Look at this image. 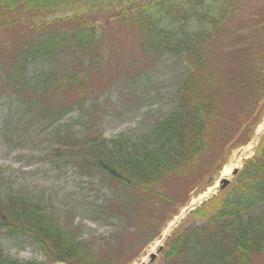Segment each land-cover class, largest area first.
<instances>
[{"label": "trees", "instance_id": "trees-1", "mask_svg": "<svg viewBox=\"0 0 264 264\" xmlns=\"http://www.w3.org/2000/svg\"><path fill=\"white\" fill-rule=\"evenodd\" d=\"M236 2L0 0V26L11 24L19 13L26 14V19L37 16L43 21L85 20L90 9H114L112 22L121 19L123 24L138 28L154 67H170L172 60L186 65L182 71L174 68L179 74L174 105L162 118L139 135L121 133L106 138L103 134L75 133L74 113L78 127L81 121L79 132L92 130L90 120L84 125L77 117L87 118L88 109H83L88 101L69 105L59 101L76 87L82 90L91 74L84 69L83 55L80 62L84 70L72 73L60 63V56L66 48L87 53L92 56L90 60L101 58L102 54L94 55V51L106 38L97 28L89 24L41 44L30 43L6 63L0 62V108L4 111L0 140L11 152L32 163L35 156L38 162L49 161L56 166L54 160H62V166H58L61 171L71 166L92 187L87 194L91 200L81 192L75 203L57 208L46 193L33 192L24 183L14 188L0 179V238L29 241L49 262L63 264H128L122 258L134 243L146 235L145 244L155 239L165 219L162 205L174 203L161 193L163 187L167 190L170 186L167 180L182 177L192 186L204 175L197 168L210 147L211 129L218 124L217 111L227 104L228 114L235 112L221 119L225 141L229 142L258 104V100L250 101L242 107L240 102L246 97L260 98L264 92V63L262 58L253 60L247 46L239 50L244 56L242 63L248 65L239 76L252 77V82L242 80L244 84L232 87L231 78H219L218 83V74L209 69L210 45ZM232 94L238 98H232ZM50 98L54 101L49 102ZM95 104L89 103V109ZM232 104L242 109L235 111ZM28 137H32V147L24 154L19 148L25 147ZM44 143L46 148L38 150ZM226 191L220 209L207 223L194 224L169 239L165 264H253L256 256L264 254V137L255 156ZM143 193L154 198L143 202ZM145 203L150 207V218L144 215L139 222ZM77 206L82 207L83 218L105 225L108 232L85 234L82 220L75 222ZM0 264L39 263L11 258L0 240Z\"/></svg>", "mask_w": 264, "mask_h": 264}, {"label": "rangeland", "instance_id": "rangeland-1", "mask_svg": "<svg viewBox=\"0 0 264 264\" xmlns=\"http://www.w3.org/2000/svg\"><path fill=\"white\" fill-rule=\"evenodd\" d=\"M112 14L116 16L114 9L106 12L101 7H97L88 10L85 20L56 19L43 21L45 19L37 16H28L26 19V14L19 13L16 14V18L11 24L0 26V62L3 63L14 56L13 54L16 56L30 43L41 44L42 41L64 35L69 30L86 28L90 24L103 33L106 40L105 42L103 40L101 46L94 51V55L102 54V57L96 61L90 60L92 56L87 53H82L79 50L74 53V50L66 48L63 56L59 58H62L60 63L68 66L71 73L84 69L91 71L85 85L82 86V90L79 91L80 88L76 87L71 91L70 96L62 97L59 100L66 105L88 101L87 107L83 109L85 111L88 109L87 118L82 115L77 117L81 118L80 120L84 125L87 120L91 121L92 130L88 131L89 133H86L85 129L83 132H79L78 130L82 128L81 121L78 127L77 120H75L76 113L71 116L74 117L72 124L78 136L80 134L93 136L103 134L106 138H111L121 133L139 135L146 131L151 123L162 118L174 105L175 91L179 80V74L174 68L182 71L186 66L182 65L181 62L176 64L172 60L169 63L170 67H166L165 64L154 67L152 60L142 46L140 39L142 35L138 28L123 24L121 19L116 20L118 22H112L113 19L110 18ZM114 23L119 24L115 25ZM262 24H264V0H237L235 6L229 9L228 16L222 21L214 42L210 45L211 49L207 58L209 69L218 74V83L219 78L222 81L231 78L230 85L232 87L236 84L238 86L244 82H252V77L241 79L239 76L240 71L248 66L242 63L244 56L239 50L241 47H249L248 51L251 52L253 60L262 58L261 63H264V25L262 26ZM245 32L247 34L243 37ZM80 55L85 57V68L80 62ZM93 58L98 57L93 56ZM137 74H140L139 78H133ZM112 82H114L113 85ZM79 97H84V99H78ZM232 98H238L237 94H232ZM52 100L50 98L49 102ZM257 100L258 104L255 111L251 116H248L246 123L229 142L225 141V131H223L224 126L221 125V119L235 112L228 114L230 106L227 104L224 105L223 110L217 111L218 124L211 129L210 147L201 157L197 168L198 173L202 174L204 171V175L192 186H189L188 182L185 183L187 180L182 177L175 176L167 180L170 186L168 184L167 190L163 187L161 193L173 199L174 203L162 205L164 210L162 216H165V219L159 235L147 244L144 243L143 239L148 238V235L141 237L131 249L127 250L122 261H128V264H140L151 253L155 244L162 237L163 231L176 218H180V220L171 233L172 237L194 224L203 225L207 223L208 218L220 209L229 189L214 195L213 199L209 201H201L199 205L194 206L182 216L184 209L190 206L192 200L198 199L215 185L220 187V181L224 178L225 167L232 165L233 161L242 156L256 138L257 130L264 125V92L260 98L257 96L246 97L240 102L242 107H247L248 102ZM91 102L96 104L89 109L88 104ZM235 104L231 105V109L235 111L242 109ZM3 115L4 111L0 108V123ZM31 139L32 137H28L25 147L19 148L24 154L30 152ZM258 146L259 144L253 154L248 156L238 167V175L233 177L231 173L228 177L231 179V188L246 164L255 156ZM41 148H46V143L41 145L38 150ZM36 159L35 156L33 163L27 161L26 158L16 154V151L11 152V149L4 145L3 140H0V175L2 174L1 176L4 175L6 178L1 177L0 179L6 184L10 182L14 188H20L21 183H24L27 189L29 188L33 192L46 193L57 208H65L69 206L67 204L75 203L74 200L82 194L81 192H84L86 199L91 200L89 198L91 195L87 194L90 193L89 190L92 187L87 185V179L77 176L76 171L71 166L68 165L61 171L58 166H62V160H54L56 166L51 165L49 161L38 162ZM11 176L12 179H7ZM184 184L187 189H184ZM0 186L2 185L0 184ZM159 190L156 191V194H159ZM147 198L154 197L143 193V202ZM143 205L139 222L143 221L144 215L147 220L150 218V207L147 206V203ZM79 206L76 207L78 215L75 222L82 220L86 226L85 234L91 232L102 235L108 232L109 228L105 225L83 218L82 207ZM85 214L89 213L85 212ZM0 240L4 246V251L11 258L25 262L36 261L39 264H63L49 262L37 248V245L29 241L18 242L3 237ZM166 252L167 244L163 251L158 254L154 264H165ZM253 264H264V254L256 256Z\"/></svg>", "mask_w": 264, "mask_h": 264}, {"label": "bare ground", "instance_id": "bare-ground-1", "mask_svg": "<svg viewBox=\"0 0 264 264\" xmlns=\"http://www.w3.org/2000/svg\"><path fill=\"white\" fill-rule=\"evenodd\" d=\"M264 134V125H262L258 130H257V136L256 138L253 140V142L247 147V149L245 150L244 154L242 156H240L239 158H237L235 161H233V164L225 167L224 171H223V176L224 178H228L231 173L233 172L234 169L238 168L243 161L250 156L251 154H253L255 148L257 147V145L259 144L261 137ZM218 189V185H215L214 187L210 188L204 195H201L198 199H194L191 201L190 206L187 207L186 209H184L182 216L190 209H192L194 206L199 205V203L201 201L207 200L208 198H210L211 196H213L216 191ZM180 218H176V220L174 222H171L168 227L163 231V235L162 237L159 239V241L155 244V246L153 247L151 253L147 256V258L143 259L141 261L140 264H147L148 260H149V256L152 253H155V251L163 244V242L166 240V238L168 236H170V234L172 233V231L174 230V228L176 227V225L178 224Z\"/></svg>", "mask_w": 264, "mask_h": 264}, {"label": "water", "instance_id": "water-1", "mask_svg": "<svg viewBox=\"0 0 264 264\" xmlns=\"http://www.w3.org/2000/svg\"><path fill=\"white\" fill-rule=\"evenodd\" d=\"M238 171H239L238 169H235L233 171V176H235L238 173ZM230 183H231L230 179H227V178L222 179L220 181L221 187L218 189V192L225 189ZM162 248H163V246H161L155 253H153L149 256V261L147 264H153L155 262L157 255H158V253H160L162 251Z\"/></svg>", "mask_w": 264, "mask_h": 264}]
</instances>
